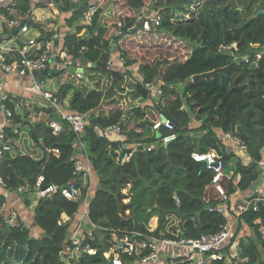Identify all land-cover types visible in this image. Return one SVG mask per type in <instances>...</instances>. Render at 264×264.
Instances as JSON below:
<instances>
[{"label": "trees", "instance_id": "trees-1", "mask_svg": "<svg viewBox=\"0 0 264 264\" xmlns=\"http://www.w3.org/2000/svg\"><path fill=\"white\" fill-rule=\"evenodd\" d=\"M207 1L80 0L77 5H73L71 0L57 1L61 13H71L67 25L75 27L76 31L66 35L65 46L75 60L91 63L92 72H102L107 88L105 91L97 90L86 78L80 83L72 82L60 88L63 98L73 90L70 110L89 116L86 131L80 138L68 128L54 134L46 122L47 118L35 125L26 123L27 126L19 128L17 134L7 130L12 150L5 154L0 164V177L7 188L17 190L28 184L30 190L22 194L26 204H29L27 194L34 191L39 177L44 178L42 189L56 186L59 190L43 206L45 199L41 200L36 209L33 223L41 231L39 236L32 235L26 228L9 227L0 216V264H67L61 260L60 252L68 243L75 225L62 223L61 217L66 214L73 219L80 211L81 203L66 199L61 190L75 178L72 157L80 146L99 182L89 206L90 220L98 226L90 243L98 250V255H87L70 264H104L100 258L115 245L114 236L122 239L127 234H149V223L153 217L158 218V228L153 235L166 233L167 219L175 215L180 221V235L188 239L214 234L226 223L223 215L210 212L216 201L211 198L207 202L208 196H214L210 188L211 172L203 170L191 155L196 151L206 153L217 150L226 161V172L240 176L237 185L227 183L230 194L248 190L259 179V163L264 150V56L258 61L257 54L261 48L251 47L247 42L249 37L244 35L238 39L240 36L231 34L237 28L234 21L231 24L232 14L229 12L225 23L210 24L212 29L206 33L203 24L207 19H203L199 12ZM111 3V16H104L101 7H108ZM95 4H99V9L91 24H82V17ZM146 7H151L162 18L161 25L154 32H145L138 24V14ZM15 10L10 15L0 9L10 18L20 16L25 21L31 15V1L19 0ZM262 30L253 36L248 34L252 37L250 40L262 35ZM83 31L88 33L86 39L81 37ZM145 35L150 37L151 42L141 40ZM165 39L182 42L188 54L184 56L180 49L173 48L174 45L165 44ZM163 43V49L174 53L177 58L165 57L152 62L153 50ZM232 43H237L238 47L231 48ZM224 44L227 47H223ZM115 52H120L125 59L130 57L127 59L128 66L139 64L143 82H135L126 78L125 74L107 69V62ZM245 57L250 58L249 62L245 61ZM16 59V56L8 57V62ZM211 72L214 76L204 80L208 81L212 93H225L222 112L212 108L211 96L196 104L188 97L189 91L195 92L200 82H194L192 78ZM127 75L132 77L133 74L129 72ZM154 81L164 84L163 95L155 108L160 117L174 122L178 138L152 152H139L129 162L121 164L117 154L120 142L111 143L107 138L97 136L94 129L118 124L124 111L117 110L108 117L93 116V113L104 99H113L128 90L133 91L136 98L149 100L145 83ZM171 86L180 88L182 97L176 98L169 91ZM183 105L186 111H181ZM199 105L205 108L200 109ZM9 107L13 109L11 105ZM47 116L55 117L52 111H47ZM192 116L202 120L199 128L188 126ZM16 120L19 121V117ZM146 124L152 131V122ZM216 130L238 135L248 146L252 163L244 165L241 159L228 153ZM192 132L196 134L191 135ZM152 133L153 137H144L141 132L128 131V141L156 143L158 137L167 134L165 129ZM32 134L36 135L43 148L34 142ZM45 150L48 153L44 159ZM56 150L58 155L54 152ZM176 170L183 171V176L173 177L172 173ZM127 185L131 188L129 193L124 194L123 189ZM175 197L180 200L179 207ZM127 199L129 202H124ZM4 201L0 197V206ZM259 208V212L251 209L242 216L243 222L254 229L253 234L255 232L254 236L240 240L243 255L250 257V264H264V239L259 226L254 223L259 218L264 219L263 202L259 203ZM242 226L240 224L239 229ZM172 229L177 230V227ZM122 258L124 264H131L132 258L126 255ZM213 264L225 263L215 261Z\"/></svg>", "mask_w": 264, "mask_h": 264}, {"label": "built area", "instance_id": "built-area-1", "mask_svg": "<svg viewBox=\"0 0 264 264\" xmlns=\"http://www.w3.org/2000/svg\"><path fill=\"white\" fill-rule=\"evenodd\" d=\"M31 1V15L23 21L20 16L10 18L4 12L0 11V80L7 75L15 76L21 81L22 79H30L29 84L24 86L25 92L29 93L32 98H27L24 95L13 96L8 92H0V112L2 119L0 121V164L3 161L5 154L12 150L11 145L8 143L7 130L11 129L14 134L18 133L20 127L25 123L35 125L44 118L49 127L54 130V134H59L66 128L73 131L79 138L84 134L88 126V116L70 110L69 104L60 94V88L65 84L72 82L80 83L86 78L84 68H91L92 64L81 66L80 60H75L74 56L69 52L65 46V39L68 33L67 26L52 30L47 37L40 31V22H52L54 17L43 16L38 18L35 14L37 9L45 5L46 7L57 8L58 0H29ZM73 5H77L80 0H71ZM19 0H0V9L6 10L10 15L15 13V7L18 5ZM99 9L98 6H92L86 17H83L81 22L88 25L85 21L89 18V23L92 17ZM54 16H60L61 13L58 9L57 12L51 11ZM67 21V20H66ZM162 18L154 12L150 15H141L138 17V24L142 25L144 31L150 32L157 30L161 25ZM64 30L63 32L60 31ZM19 30L16 36L14 32ZM75 30V28H72ZM34 31L40 32L38 37H33ZM76 32V31H75ZM26 36V50H16L15 45L12 43H20L19 36ZM43 37V42L40 38ZM8 44L6 45V42ZM5 44V45H2ZM18 46V45H17ZM233 49H236L234 47ZM8 55L11 58L14 56L17 59L14 62H8ZM264 56V46L261 52L257 54V59L260 61ZM250 58L245 57V61L249 62ZM55 65L58 70V90L44 91L43 86L47 82L46 78L53 75L49 72V67ZM107 69L110 71H117L122 74L132 73V77L136 80L143 82L140 74V69L134 68L132 65H127V60L122 54L115 52L107 62ZM44 76L43 81L40 80L39 75ZM23 86V85H22ZM61 86V87H60ZM164 84L161 81H154L145 83V88L149 91V100L143 101L142 106L148 105L155 106L163 95ZM38 98L40 101H34ZM42 101L44 103H42ZM9 105L13 107L10 108ZM37 107L38 112L34 113V107ZM131 108L130 110H132ZM124 112L121 121L118 124L107 126L105 128L96 127L94 132L97 136L107 138L111 143L120 142L117 154L119 162L125 164L129 162L135 154L139 152H152L162 146H168L170 143L178 138L176 127L172 120L166 118H158L152 121L151 129L153 132H159L165 129L167 134L158 137L157 142L147 143L144 141L129 142L127 136L128 131L124 129L127 122V113ZM183 105L181 111H186ZM47 111H52L55 117L47 116ZM19 117V121L16 120ZM193 122V123H192ZM195 122L191 119L189 127L192 128ZM138 132V131H137ZM217 136L222 144L231 149H237L240 152L248 153V146L236 134L231 132H224L217 130ZM232 146V147H231ZM78 149L77 154L72 157L74 162V179L69 182L67 187L61 190L62 195L70 200L81 203L80 211L73 219L62 214L61 221L66 224L77 220V226L72 232L68 243L60 252V258L63 262L70 264L77 262L80 258L98 255V250L91 245L94 240V233L98 226L93 224L89 217V206L93 198L94 187L96 184L93 180V167L92 164L83 151V147ZM56 155L59 151H54ZM191 158L197 163H207L206 170L211 172L212 181L210 188L214 192V196H209L207 202L213 198L216 204L210 207V212L218 213L226 218V223L222 225L218 232L214 234H202L197 238H184L181 234L179 227V220L175 215L169 216L166 233L161 232L159 236L153 235L158 228V218L153 217L151 220L153 224L149 223V234L134 233L133 236L127 234L124 238L120 239L114 236L115 245L103 253L101 258L104 264H124L122 255L132 258L131 264H213L215 261H221L225 264H250V257L243 255V249L240 247V223H244L242 216L253 209L254 212H259V203H264V197L256 195V191L252 195L240 197L234 204L232 199L238 192L234 194L228 193L227 183L237 185L240 181L239 175H234L233 172H226V161L224 157L217 150H210L206 153L196 151L192 153ZM260 165V163H259ZM44 181L43 177H39L34 191L28 193V199L31 202L28 206L30 215H23L13 211L10 213L9 208L5 202L1 204L0 216L11 228H26L32 235L34 232L33 221L30 217L34 218L36 209L41 200L51 197L59 189L56 186H49L42 189L41 185ZM0 186L4 189V199L9 200L12 197L25 206V194L30 190L28 184L20 186L17 190L7 188L4 180L0 177ZM130 186V185H128ZM84 190H86L84 194ZM17 195V196H15ZM27 199V200H28ZM24 200V201H23ZM176 204L180 206V200L175 197ZM124 202L128 203L129 200ZM9 211V212H8ZM178 220V224L173 222ZM259 226V232L264 239V219L259 218L255 222ZM177 227V230H173ZM170 234L171 236H168Z\"/></svg>", "mask_w": 264, "mask_h": 264}, {"label": "rangeland", "instance_id": "rangeland-1", "mask_svg": "<svg viewBox=\"0 0 264 264\" xmlns=\"http://www.w3.org/2000/svg\"><path fill=\"white\" fill-rule=\"evenodd\" d=\"M99 4H95V6H98ZM99 7V6H98ZM104 11V16H111V9L113 8V3H111L108 7L104 6L101 7ZM260 11H264V0H208L207 3L204 5V7L200 10L201 17H206L207 21L205 20V23L203 24V29L206 33L209 32L210 29H212L210 24H219L221 22H224V19L227 14L230 13L232 14V21H234V27L237 29H234L235 31H231V34H234V36H240L238 39L243 38L244 35L245 37H249V41H247L251 47L253 48H262L264 46V39L262 40L261 38L264 37V31L262 28H264V15L261 14L259 15ZM154 11L151 7H146L144 8L140 14H138V17L141 15H150L154 13ZM229 12V13H228ZM51 13V12H50ZM89 13V10L87 13L84 14L83 17H86ZM158 13V12H157ZM235 14V15H234ZM52 15V14H51ZM38 16V14H36ZM89 16V15H88ZM82 17V18H83ZM242 17V18H241ZM204 19V18H203ZM88 25L91 24V21L89 23V18L88 20L85 21ZM225 23V22H224ZM228 25V26H231ZM39 25V24H38ZM227 26V27H228ZM228 29V28H227ZM226 30V29H225ZM262 30V35L256 37L255 40H250L252 38L249 35H255ZM156 30H153L154 32ZM147 32V31H145ZM227 32V30H226ZM249 34V35H248ZM221 35V33H220ZM219 35V36H220ZM88 36V33L86 31H83L81 37L86 39ZM23 37L26 36H21L20 39L22 40ZM168 38V36L166 37ZM146 39L149 42L150 37H143L141 40ZM167 43H170L171 45H174L173 48L180 49L181 53H184L183 55L188 54V50H185L187 47L181 42L177 40H169L165 39ZM257 40V41H256ZM164 43L155 48L153 50V61L164 59L165 57H176L177 56L174 53H170L167 50L163 49V46L165 45ZM223 44V43H222ZM223 47H227L222 45ZM231 48L238 47L237 43H232L230 45ZM120 53V52H118ZM121 54V53H120ZM130 59V57H127V59ZM128 59V60H129ZM79 60V59H77ZM176 60V59H175ZM81 61V60H80ZM87 65V62H81V66ZM134 68L137 70L139 69V64L134 63L132 65ZM57 69V68H56ZM84 71L86 73V79L87 81L92 84V87H94L97 90H104L107 88V80L105 75L102 72H92L90 68L86 67L84 68ZM126 78H131L136 82V79L130 76H126ZM47 82L45 83V86H43L44 91H51L54 92L58 90L59 88V82H58V75H51L46 78ZM208 80V79H206ZM203 80L197 83V89L193 91H189L188 97H191V102L193 104L200 103L201 101L205 100L208 96L212 97L213 103H211L212 108L214 110H218V112H222L224 110V103H225V93L222 92H213L212 93V88L209 85L208 81ZM132 83V82H131ZM169 91L174 94V96L177 97H182V90L180 88H176V86H171ZM198 94H201L199 96ZM135 93L133 91H126L124 93H120L116 95L113 99H104L102 102L101 106L93 113V116H110L113 112L119 110V111H127L130 110L127 113V122H126V130L127 131H138L143 133L144 137H153V133L151 130L147 128V122H152L160 118L157 109L155 106L147 105V107L142 106V99L141 98H136ZM209 98V97H208ZM210 99V98H209ZM40 101V100H38ZM42 103H44L42 101ZM38 106L34 107L35 111L34 113L38 112L37 109ZM139 108V109H137ZM200 109L205 108L204 106L202 107L199 105ZM37 109V110H36ZM89 117V116H88ZM193 120L196 122L193 124L192 129L199 128L202 125V120L199 121L195 116H192ZM205 118V117H204ZM212 119V118H211ZM211 121V120H210ZM193 123V122H192ZM217 131V130H216ZM196 133L192 132L191 135H195ZM173 177L174 176H183V171H175L172 173ZM93 180L94 183L96 184L97 182V177L96 173L93 172ZM168 182V181H167ZM131 188L130 186H126L123 189L124 194L129 193V189ZM181 189V188H179ZM182 190V189H181ZM214 195V194H213ZM174 224H178V220L173 222ZM150 224H153L152 220L150 221ZM254 229L252 230L253 233ZM255 234V232H254ZM253 234V236H254Z\"/></svg>", "mask_w": 264, "mask_h": 264}, {"label": "crops", "instance_id": "crops-1", "mask_svg": "<svg viewBox=\"0 0 264 264\" xmlns=\"http://www.w3.org/2000/svg\"><path fill=\"white\" fill-rule=\"evenodd\" d=\"M51 11L57 12L58 9L56 7L52 8V7H46L45 5H43L41 7V9H37L35 11V14H38V16H37L38 18H42L43 16H49V15H50V17H54L52 22L45 23V21H43V22H40L39 25H38L41 28L40 29L41 33H43V35H45L47 37L50 35L49 32H51L52 30H55L56 28H61L62 29V27L65 24L67 25V21L66 20L69 19V17L71 16V13H65V14H60V16L57 17V16H54L55 13L53 14ZM73 28H75V27H73ZM61 29H60V31L63 32L64 30H61ZM69 30L71 31V33H75V30H72V28L67 26V31H69ZM39 35H40V32H37V31H34L33 34H32L33 37H38ZM20 37L21 36H19V39H18V40H20V43H17V44L12 43V44L15 45L14 47H16V50H18V49L26 50L27 49V46H26L27 37H23L22 40L20 39ZM43 40H44V38L41 37L40 41L43 42ZM5 42H6V45H7L8 42L7 41H5ZM2 45H5V44H2ZM8 57H10V55H8ZM87 64H91V63L87 62ZM49 68H50L49 69L50 73H53V72L57 73L58 72V70L56 69L55 65H52ZM29 81H30V79H28V78L22 79V85H23L22 86L20 84L21 81L17 77L7 75L5 78L0 80V92H8V93H10L13 96L24 95L27 98H32V96L29 93L25 92V90H24V88H25L24 86L28 85ZM72 95H73V90L69 91L68 94L65 97V100H66V102L68 104L70 102V99L72 98ZM38 100H39L38 98L34 99V101H36V102H38ZM145 104L148 105L147 102ZM0 107H1V103H0ZM1 119H2V114L0 112V121H1ZM193 121L196 122L195 120H193ZM25 126H27L26 123L22 127H25ZM22 127H20V128H22ZM78 149H81V148L78 147ZM227 152L228 153H232V155H234L237 158L241 159L244 165L248 166L253 161V159H252V157L250 156L249 153H243V152H240L237 149H231V148H228ZM78 153H79V151H78ZM258 170L260 172L259 179L256 182H254V184L248 190H245L244 193L237 191L238 193L234 195L235 198L232 199L233 204L240 197H242V196L245 197L247 195H252L256 191L258 192L256 195H258L259 197H264V150L262 152V160L260 162ZM98 183L99 182H98V179H97L96 188L94 187V190H93L94 193H95V190L97 189ZM4 193H5L4 189L0 186V197L5 198L4 197ZM94 193H93V195H94ZM12 196H11V198L9 200H5L4 201L7 204L10 213L13 212V211H16V212L22 214L23 215L22 217H24V216H26L28 214L30 215V213L28 211V209H29L28 206H30L31 202L29 201V204H26L27 206H25L23 202L18 201L17 199H15ZM15 196H17V195H15ZM127 200H129V199H127ZM25 203H26V200H25ZM27 212H28V214H27ZM30 218L33 221V217H30ZM72 223H73V225H75V227L77 226V220L74 219ZM242 225L243 226L241 227L242 231L240 233V238L241 239H245V238L252 237L253 236L252 229L248 225H246L245 223H242ZM33 226H34V223H33ZM33 234L39 236V235H41V231H39V229L34 226Z\"/></svg>", "mask_w": 264, "mask_h": 264}, {"label": "water", "instance_id": "water-1", "mask_svg": "<svg viewBox=\"0 0 264 264\" xmlns=\"http://www.w3.org/2000/svg\"><path fill=\"white\" fill-rule=\"evenodd\" d=\"M261 14L264 15V11H260V12H259V15H261ZM18 31H19V30H16V32H14V36H16V34L18 33ZM46 73H47V72H44L43 75H39L41 81H43L44 76H45ZM213 76H214V72H211V73H205V74H201V75L194 76L192 79H193L194 82H196V81H201V80H204V79H207V78H211V77H213ZM32 139L34 140V142H35L40 148H43L41 142L36 138V135H35V134H32ZM47 153H48V152L45 150V151H44V159H45V157L47 156ZM200 165L202 166V169H203V170H205L206 167H207V163H206V162L200 163ZM48 200H49V198H46V199L44 200V202L42 203V206H43ZM100 259L102 260V258H100ZM102 261H103V263H105L104 260H102Z\"/></svg>", "mask_w": 264, "mask_h": 264}]
</instances>
